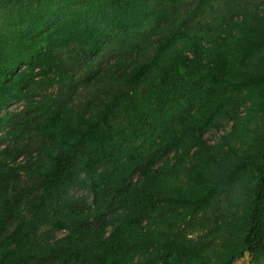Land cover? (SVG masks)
Here are the masks:
<instances>
[{"label": "trees", "instance_id": "16d2710c", "mask_svg": "<svg viewBox=\"0 0 264 264\" xmlns=\"http://www.w3.org/2000/svg\"><path fill=\"white\" fill-rule=\"evenodd\" d=\"M244 254L264 264V0H0V264Z\"/></svg>", "mask_w": 264, "mask_h": 264}, {"label": "rangeland", "instance_id": "374dc122", "mask_svg": "<svg viewBox=\"0 0 264 264\" xmlns=\"http://www.w3.org/2000/svg\"><path fill=\"white\" fill-rule=\"evenodd\" d=\"M21 102H15L12 105L8 107L9 110H16L21 107ZM230 126V122H227L225 120L221 121L220 124L217 127H212L208 132L205 133L204 138L207 141V143L212 144L215 141L218 140V138L224 134L226 131H228ZM56 236L60 235V231H57L54 233ZM234 264H251L249 262L247 254H244L243 256L237 258L234 262Z\"/></svg>", "mask_w": 264, "mask_h": 264}]
</instances>
